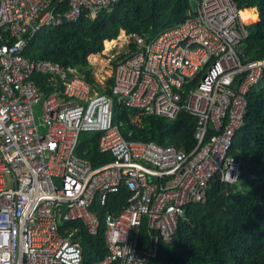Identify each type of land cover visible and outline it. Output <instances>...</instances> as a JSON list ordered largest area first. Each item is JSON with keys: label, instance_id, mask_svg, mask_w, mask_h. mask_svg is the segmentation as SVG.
Here are the masks:
<instances>
[{"label": "built area", "instance_id": "2783aa9c", "mask_svg": "<svg viewBox=\"0 0 264 264\" xmlns=\"http://www.w3.org/2000/svg\"><path fill=\"white\" fill-rule=\"evenodd\" d=\"M118 2L0 0V264H84L82 228L63 222L97 234L93 203L105 204L123 187V208L105 216L109 253L91 264H149L160 241L174 240L187 205L205 202L214 177L239 180L241 162L231 148L264 59L242 54L248 22L234 0H193L192 16L150 40L123 30L111 73L94 72L95 84L72 67L24 54L44 27L96 18ZM38 74L52 82L46 96ZM108 79L111 94L104 91ZM115 98L149 114L195 115L196 145L125 138L113 121ZM92 131L113 156L99 166L77 154L81 133Z\"/></svg>", "mask_w": 264, "mask_h": 264}, {"label": "trees", "instance_id": "16d2710c", "mask_svg": "<svg viewBox=\"0 0 264 264\" xmlns=\"http://www.w3.org/2000/svg\"><path fill=\"white\" fill-rule=\"evenodd\" d=\"M242 10L247 36L241 49L247 61L264 59V0H234ZM67 7V5H64ZM193 0H119L112 11L96 18L82 16L46 26L30 40L28 57L49 59L72 67L95 82L91 54L101 53L105 41L117 39L121 31L152 39L193 15ZM259 19V20H258ZM256 21V22H253ZM130 46L135 48L132 41ZM116 61H114L115 63ZM43 96L52 89L49 75L38 74ZM112 79L106 82L111 94ZM100 89V87H98ZM244 125L237 131L231 154L241 162L237 183L211 180L205 202L191 203L179 220L172 242L160 241L159 251L149 264H264V71L247 94ZM113 121L122 123L129 140L154 141L164 146L190 150L196 145L197 118L182 110L176 118L149 114L114 99ZM99 132H82L77 154L99 166L113 159L99 148ZM127 188L109 194L105 204L94 202L101 222L97 234L88 233L81 222H63V228L80 225L84 264L102 260L109 253L105 241V216L118 213L125 204ZM148 239V230L142 229Z\"/></svg>", "mask_w": 264, "mask_h": 264}, {"label": "rangeland", "instance_id": "374dc122", "mask_svg": "<svg viewBox=\"0 0 264 264\" xmlns=\"http://www.w3.org/2000/svg\"><path fill=\"white\" fill-rule=\"evenodd\" d=\"M253 22H256V21H253ZM249 23H252V22H248V24ZM123 35L122 34L119 35L120 37H118L116 39V41L113 43V44H117L116 49H114V51L109 53V51L106 50V45H105L104 51H102L101 53H99L97 55L98 59H96V60L94 59V61L96 62L95 63V65H96L95 66V72H96V74H98V77H102L103 75L108 76L111 73V70L114 66L113 61L115 60V56H117V54H115V53L117 51V47H119V43H121L122 39H124ZM113 44L110 47H112ZM120 49H121V47L118 48V50H120ZM114 54H115V56H114ZM41 105H42L41 102L37 103V105H36L37 117H38L39 122L42 121Z\"/></svg>", "mask_w": 264, "mask_h": 264}, {"label": "bare ground", "instance_id": "6f19581e", "mask_svg": "<svg viewBox=\"0 0 264 264\" xmlns=\"http://www.w3.org/2000/svg\"><path fill=\"white\" fill-rule=\"evenodd\" d=\"M242 15V14H241ZM243 18V17H242ZM116 40H113V41H111V40H106L105 41V45H106V50L108 51L109 49H111V45L115 42ZM92 59L94 60H96V59H98V57L97 56H92Z\"/></svg>", "mask_w": 264, "mask_h": 264}, {"label": "crops", "instance_id": "0c3cea01", "mask_svg": "<svg viewBox=\"0 0 264 264\" xmlns=\"http://www.w3.org/2000/svg\"><path fill=\"white\" fill-rule=\"evenodd\" d=\"M123 32H124V31H122L121 33L123 34ZM121 33H120V34H121ZM98 54H99V53L91 54V55L89 56V60L92 62V64H93L94 66H96V65H95L96 62L92 59V56H97ZM103 76H105V75H103ZM103 76H102V78H103Z\"/></svg>", "mask_w": 264, "mask_h": 264}, {"label": "water", "instance_id": "95a60500", "mask_svg": "<svg viewBox=\"0 0 264 264\" xmlns=\"http://www.w3.org/2000/svg\"><path fill=\"white\" fill-rule=\"evenodd\" d=\"M186 212H187V210H184V212H183V215H184V216L186 215Z\"/></svg>", "mask_w": 264, "mask_h": 264}]
</instances>
